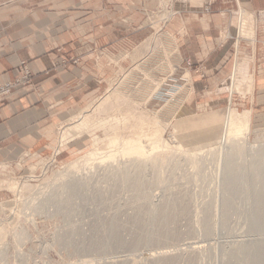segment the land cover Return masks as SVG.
<instances>
[{
  "label": "rangeland",
  "instance_id": "rangeland-1",
  "mask_svg": "<svg viewBox=\"0 0 264 264\" xmlns=\"http://www.w3.org/2000/svg\"><path fill=\"white\" fill-rule=\"evenodd\" d=\"M185 1L135 0L120 18L126 36L107 50L106 89L61 124L41 155L0 161V264H247L243 244L264 243V229L253 227L264 218L255 168L264 156V13L240 7L247 26L234 76L219 77L180 60L170 26ZM220 14V37L228 40L232 23L236 38L238 9ZM234 112L250 113V130L227 137ZM80 117L93 128L68 134ZM114 137L140 139L149 151L83 164L91 151L116 148ZM73 163L78 168L68 170Z\"/></svg>",
  "mask_w": 264,
  "mask_h": 264
},
{
  "label": "crops",
  "instance_id": "crops-1",
  "mask_svg": "<svg viewBox=\"0 0 264 264\" xmlns=\"http://www.w3.org/2000/svg\"><path fill=\"white\" fill-rule=\"evenodd\" d=\"M194 2L177 7L180 16L170 26L180 60L192 59L201 73L231 74L240 44L234 41L232 23L226 25L228 40L220 37L226 24L220 11L223 15L243 7L264 13V0ZM133 4L135 0H0V87L19 78L23 66L31 72V85H14L0 97L1 162L41 155L61 124L106 89L107 50L126 36L120 18ZM205 6L211 11L204 13ZM258 52L262 77L264 42Z\"/></svg>",
  "mask_w": 264,
  "mask_h": 264
},
{
  "label": "bare ground",
  "instance_id": "bare-ground-1",
  "mask_svg": "<svg viewBox=\"0 0 264 264\" xmlns=\"http://www.w3.org/2000/svg\"><path fill=\"white\" fill-rule=\"evenodd\" d=\"M198 1V0H197ZM243 39H245V38H243ZM248 112H250V111H248ZM248 112H243V113H233V114H231L229 117H228V119H227V130H226V136L227 137H230V136H233L234 134L236 135V136H238L242 131H244V130H246V131H249L250 130V120H249V115L248 114H250V113H248ZM236 117V119H235V117ZM108 119V118H107ZM114 121L115 119L113 118V119H110V120H103V121H101L100 122V125L101 126H103V127H105V126H109V125H112L110 122L111 121ZM91 123L89 122V120H84L83 118H78V120L77 121H75L72 125H70L71 126V128H68L69 130H67L68 131V134H69V132H71L70 133V135H73L72 134V131L74 130V132H76V134H77V131L78 130H80L81 131V133L82 132H85V131H89V130H91L93 127H91V125H90ZM98 126V125H97ZM68 127V126H67ZM102 128V127H101ZM73 129V130H72ZM76 129H78V130H76ZM72 130V131H71ZM76 130V131H75ZM67 131H66V133H67ZM66 133H64V134H66ZM81 133H78V134H81ZM244 133V132H243ZM243 133H241V134H243ZM75 134V133H74ZM246 134H247V132H246ZM66 137H67V135H65ZM73 137V136H72ZM235 137V136H234ZM238 137H240V136H238ZM68 139H70V137L69 138H67L66 140H68ZM97 139L98 138H96V141H97ZM110 141V145L111 146H116V148H113V150L111 149V152L110 153H108V154H105L104 152V155L103 154H100V153H95L94 151L92 152H90V153H88L87 154V156H85V157H83L81 160L83 161V164L85 165H88V164H90V163H93V161L94 160H96L97 158H99V155H100V158L98 159V160H105V159H108V160H111V159H114L115 158V156L117 155V154H120V156H122V157H125V156H131V155H133V157L135 156H137L138 158L140 157V156H144L145 155V153L147 152V151H149V150H146L147 148V146H144L143 144H142V142H139L140 141V139H138L139 141H137V140H124V139H122L121 137H120V139L119 138H112V139H109ZM98 141H99V139H98ZM98 141L96 142L97 143V145H98ZM100 142V141H99ZM153 148L155 149V146H153ZM152 148V149H153ZM236 148V147H235ZM262 148V147H261ZM237 149V148H236ZM207 151V150H206ZM209 151H210V149H209ZM243 152V151H242ZM257 152V151H256ZM262 152H264L263 150H262ZM198 153V152H197ZM201 154H202V152H201ZM195 155H197V154H195ZM146 156V155H145ZM144 156V157H145ZM148 156V155H147ZM235 156V155H234ZM262 156V155H261ZM137 158V159H138ZM228 158H229V156H228ZM254 158V157H253ZM260 158V157H259ZM145 159V158H144ZM260 159H262V162H261V160H260V162L261 163H259V161L258 162H256V170H258L259 171V173H257V174H259V178L257 177V180L259 179V181H263L264 182V156H262ZM81 160H80V162H81ZM229 160V159H228ZM254 160V159H253ZM259 160V159H258ZM102 161V162H103ZM158 161H160L159 159L156 161L155 160V162L157 163ZM140 162V161H139ZM138 162V163H139ZM143 162V161H142ZM162 162V161H161ZM141 163V162H140ZM236 163V162H235ZM234 164V163H233ZM77 165H79L78 163L77 164H75V163H73V165H70L69 167H68V170H75L76 168H78V166ZM80 165H81V163H80ZM141 166H143V165H141ZM233 166V165H232ZM234 166H236V165H234ZM156 167V166H155ZM143 168V167H142ZM157 168V167H156ZM254 168V169H255ZM139 169V168H138ZM252 170H253V168H252ZM141 171V170H140ZM253 172V171H252ZM228 175H229V177L227 178L228 180V186H227V188L230 190V192H237V189H238V186H237V182H238V179L236 178V172L233 170V167H229V170H228ZM256 173V172H255ZM256 175V174H255ZM258 176V175H257ZM128 177V176H127ZM132 180H136L135 178L134 179H132ZM256 180V181H257ZM226 181V182H227ZM263 182H262V184H263ZM135 183V182H134ZM136 183H138V181L136 182ZM140 183V182H139ZM227 184V183H226ZM262 187H264V186H262ZM226 188V187H225ZM227 189V190H228ZM75 190V189H74ZM77 190V189H76ZM79 190V189H78ZM77 190V191H78ZM262 189H260V191H261ZM71 191H73V190H71ZM70 191V192H71ZM80 192V191H79ZM78 192V193H79ZM229 192V193H230ZM72 193V192H71ZM76 193V192H75ZM74 193V191H73V194H75ZM77 193V194H78ZM229 193H227V194H229ZM231 194V193H230ZM233 194V193H232ZM231 194V195H232ZM258 196L256 195V197L258 198V200L260 201V199L261 200H263V198H264V188H263V190L261 191V192H259L258 191ZM73 196V195H72ZM146 196V195H145ZM144 196V197H145ZM229 200V199H228ZM264 202V201H263ZM262 203V202H261ZM257 205H259V202H258V204ZM263 205H264V203H263ZM258 207V206H257ZM256 207V208H257ZM258 212L257 213H264V207L263 208H261L260 207V205H259V207H258V210H257ZM255 213H256V211H255ZM264 217V216H263ZM171 219V218H170ZM256 219V218H255ZM169 220V218L168 217H165L164 218V222H167ZM170 221V220H169ZM172 221V220H171ZM254 225L255 226H253L254 228H263L264 229V218L262 219H256V220H254ZM167 225V224H166ZM163 226V225H162ZM163 227H165V224H164V226ZM163 227H161V229L163 228ZM210 228V227H209ZM164 229V228H163ZM161 231V230H160ZM163 232H164V230H163ZM114 237L118 240V235L116 234V235H114ZM138 238V237H137ZM139 240V238L136 240V241H138ZM105 244H106V242H104ZM68 244V243H67ZM108 244V243H107ZM109 245V244H108ZM105 246V245H104ZM245 252L246 253V255H247V264H264V243H263V241L262 242H257V243H253V244H251V245H244L243 244V246L239 249V252ZM237 257V256H236ZM235 257V258H236ZM237 260V259H236ZM154 261V260H153ZM157 261V260H156ZM232 261V260H231ZM246 263V262H245ZM170 264V263H169ZM230 264V263H229Z\"/></svg>",
  "mask_w": 264,
  "mask_h": 264
},
{
  "label": "built area",
  "instance_id": "built-area-1",
  "mask_svg": "<svg viewBox=\"0 0 264 264\" xmlns=\"http://www.w3.org/2000/svg\"><path fill=\"white\" fill-rule=\"evenodd\" d=\"M238 11H239V22H238L239 26H238V28H236L237 29V34H236L237 37L234 39L235 43L238 42L237 38H239L240 32L243 31V29L247 26L245 24V22H246L245 20H243V22L240 21V20H242V15L245 14V11H243L241 9H238ZM245 40H247V39L245 38ZM232 76H234V71L232 73ZM30 77H31V72L28 70V68H26V66H23V68L21 69V75L19 76V78H17L14 82L5 83L3 86L0 87V97L8 94L14 85H18V84L28 85V86L31 85Z\"/></svg>",
  "mask_w": 264,
  "mask_h": 264
}]
</instances>
